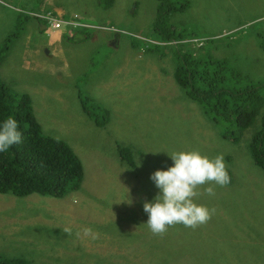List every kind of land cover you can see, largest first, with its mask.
<instances>
[{
  "label": "rangeland",
  "instance_id": "374dc122",
  "mask_svg": "<svg viewBox=\"0 0 264 264\" xmlns=\"http://www.w3.org/2000/svg\"><path fill=\"white\" fill-rule=\"evenodd\" d=\"M174 1L185 9L160 15L157 0H114L110 9L96 0H0V48L9 39L0 82L30 97L42 135L65 143L83 167L79 191L63 198L0 195V261L264 264V172L248 150L264 107L234 142L173 77L188 48L264 95V0ZM51 12L77 25L54 29L34 18ZM60 30L63 55L46 62L33 48ZM129 147L136 158L126 165L119 157ZM191 150L223 154L231 183L195 201L216 209L207 224L153 236L143 208L159 193L151 176L174 165L168 153Z\"/></svg>",
  "mask_w": 264,
  "mask_h": 264
},
{
  "label": "trees",
  "instance_id": "16d2710c",
  "mask_svg": "<svg viewBox=\"0 0 264 264\" xmlns=\"http://www.w3.org/2000/svg\"><path fill=\"white\" fill-rule=\"evenodd\" d=\"M157 1L160 15L186 7L185 2L176 6L174 0ZM96 2L102 9H110L114 4V0ZM50 15L57 17L53 12ZM41 16L34 18L48 26ZM8 40L0 48V61ZM190 51L186 48L178 56L173 73L176 84L189 100L202 107L213 123L223 126L224 137L239 141L264 107L260 85L245 81L221 61L201 60ZM81 104L87 110L85 99H81ZM9 116L18 122L22 139L7 152L0 153V195L25 198L38 194L60 199L79 191L83 181L80 159L65 143L42 135L27 94H14L0 82V124ZM95 123L100 124L98 120ZM248 150L254 164L264 172V115L261 124L250 134ZM131 151L130 147L122 149L121 163L129 164L130 160L134 164L136 156ZM0 264L24 262L0 261Z\"/></svg>",
  "mask_w": 264,
  "mask_h": 264
},
{
  "label": "clouds",
  "instance_id": "9594fccd",
  "mask_svg": "<svg viewBox=\"0 0 264 264\" xmlns=\"http://www.w3.org/2000/svg\"><path fill=\"white\" fill-rule=\"evenodd\" d=\"M22 133L14 117H7L0 124V153L7 152L21 142ZM174 165L167 170L155 171L151 179L159 189L153 202L143 205L148 220L144 224L153 236L163 237L169 228L182 224L193 230L207 224L216 213L215 208L198 204L201 195L215 196V186L226 187L231 183L223 154L214 158L202 155L199 150L168 153ZM203 188V192L199 189ZM63 231L72 235V229ZM85 235L92 229H83ZM79 236L80 233L78 232ZM93 238H96L93 236Z\"/></svg>",
  "mask_w": 264,
  "mask_h": 264
},
{
  "label": "crops",
  "instance_id": "0c3cea01",
  "mask_svg": "<svg viewBox=\"0 0 264 264\" xmlns=\"http://www.w3.org/2000/svg\"><path fill=\"white\" fill-rule=\"evenodd\" d=\"M4 7L6 9L11 10V8L7 7L6 5H4ZM11 11H13V10H11ZM6 13L7 12L4 13V27H6V30L9 31L13 28V22H10L9 24H7V22L5 21ZM11 17L13 18V14ZM38 27L42 28V26L40 24H38ZM61 31H63V30H60L59 32H55V33H57V35L53 36V34H54L53 33L50 38H47L49 42L46 43L45 45H43L40 50L33 48V51H35L38 56L42 55V56L46 57V62H47V60L52 59L50 57H52L53 52H55L56 54L58 53V55H63L65 47L63 46V42H62V40L64 39V36L61 35ZM74 33H73V35H74ZM27 38H29V36H27ZM67 39H69V38H67ZM63 58L65 59V56Z\"/></svg>",
  "mask_w": 264,
  "mask_h": 264
},
{
  "label": "built area",
  "instance_id": "2783aa9c",
  "mask_svg": "<svg viewBox=\"0 0 264 264\" xmlns=\"http://www.w3.org/2000/svg\"><path fill=\"white\" fill-rule=\"evenodd\" d=\"M45 21H47L48 26L54 29H60L63 25L74 28L77 24L69 21H63L62 19L54 18L47 13L41 16Z\"/></svg>",
  "mask_w": 264,
  "mask_h": 264
}]
</instances>
